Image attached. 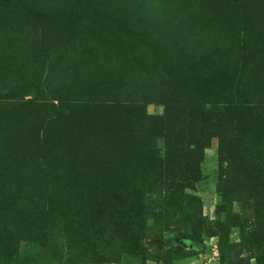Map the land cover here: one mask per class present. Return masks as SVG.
<instances>
[{"label": "rangeland", "instance_id": "1", "mask_svg": "<svg viewBox=\"0 0 264 264\" xmlns=\"http://www.w3.org/2000/svg\"><path fill=\"white\" fill-rule=\"evenodd\" d=\"M261 46L264 0H0V264H264V142L232 110L253 80L264 123ZM159 54L182 77L136 64ZM32 202H99L77 250L100 262L67 261Z\"/></svg>", "mask_w": 264, "mask_h": 264}, {"label": "trees", "instance_id": "2", "mask_svg": "<svg viewBox=\"0 0 264 264\" xmlns=\"http://www.w3.org/2000/svg\"><path fill=\"white\" fill-rule=\"evenodd\" d=\"M245 32V30H243V33ZM242 44H244L243 40H241ZM262 47V46H261ZM263 52L264 51V47H262L261 49ZM243 59L241 66L239 67L240 73L241 72H245V71H249V65L250 62L249 60L247 61L246 56L243 55ZM153 63V61H152ZM155 64H145L143 61L141 60H137L136 64L139 65V68L142 70H148V69H153L155 73H159L158 77L163 80V81H170V80H177L178 78L182 77L180 74H178V72H175V74L173 73H167V71L172 72L173 69L171 67V65L169 63H167L164 60V57L162 55H156V58L154 60ZM167 70V71H166ZM169 74L172 77L168 78L166 75ZM239 75V74H238ZM236 75V77L238 76ZM244 75V74H242ZM195 76L192 75L191 77H188V79L190 80L191 84L193 83V86H210L209 83H206L203 81H196L195 80ZM224 80L221 82L223 83V86L226 87L227 85L229 86V89L231 90V88L233 87L234 83H235V78L230 80L229 79L226 80V75L222 77ZM196 81V82H195ZM253 81V80H252ZM250 81V86L249 88H252L254 82ZM248 88V89H249ZM246 90L245 92V101L240 105L241 107H238V105H232V110H236L237 112H239V114L246 120V122H244V127L245 129H247V132H250L251 129L252 131L255 132V138H256V144H261V141L264 142V123L259 124L261 122V119H257L256 117H258V114L260 116H263V114L261 112L257 111V108L254 107V102H252V98L255 95H251V91L250 90ZM231 91H230V96H231ZM233 94V93H232ZM239 95H242V93H238ZM119 101V100H118ZM93 107L95 106L96 108L102 107L103 103H97L94 102ZM227 106V105H225ZM231 106V105H228ZM104 107V105H103ZM256 117H255V116ZM261 118V117H259ZM259 121V122H258ZM215 124H217V120H215ZM255 149L256 146L253 145ZM257 151V150H255ZM254 151V152H255ZM114 165H119L122 164L124 161L129 162L131 161V159L129 158V155L121 156L118 155V152L115 151L114 153ZM115 161H117L115 163ZM109 161H107L106 164L104 165H109ZM249 161L247 162L246 166H248ZM98 179L99 181H103V179L98 176V173H96L95 175H90V182L94 183L95 180ZM22 198H25L26 196L21 195ZM98 204L93 205L95 207L94 211L90 214V219L85 220L81 219V217L77 216L74 219L71 217L70 215H66V213L64 214L63 212H59V213H52V205L46 206L45 204H38L35 202H32L30 204V210H37L40 212V214L42 215V217L44 218V223L46 225V228L48 229L49 233L44 231L45 234L43 235L44 240H48L49 238L53 239V243H51V246H58L60 250H64L67 247H69L70 244L75 245V249L73 251L68 250V251H64L66 254V258L67 261H70L72 263H89V262H93V261H99L97 260L98 257H95L94 259H91V257H93V254L91 253L90 255H87L86 251L83 250L82 252H78V248L80 247H85V245L87 244L86 242V237H85V229H89V230H94L96 231V235L94 237V244H96L99 241L100 238V228L101 226H103L105 224V221L103 220L102 214H101V204L99 202H97ZM64 210V209H63ZM71 220V221H70ZM76 220V221H75ZM110 227L113 229V231L118 230V227L115 226L114 224L110 223ZM122 227H119V229L121 230ZM134 229V228H133ZM132 229V230H133ZM116 237L110 238V242H112L111 245L115 246L116 243ZM126 251V250H125ZM100 262V261H99ZM114 262V261H111Z\"/></svg>", "mask_w": 264, "mask_h": 264}]
</instances>
